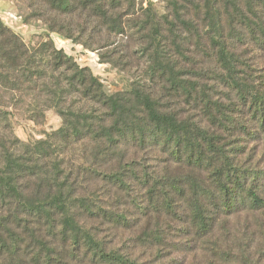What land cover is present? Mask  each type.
<instances>
[{
    "label": "trees",
    "instance_id": "trees-1",
    "mask_svg": "<svg viewBox=\"0 0 264 264\" xmlns=\"http://www.w3.org/2000/svg\"><path fill=\"white\" fill-rule=\"evenodd\" d=\"M46 1L83 11L90 35L136 40L145 67L108 93L50 39L29 46L0 17V92L29 96L32 120L47 109L40 101L62 117L25 141L0 98V264H144L101 227L161 250L175 225L205 241L233 217L264 215V169L244 138L264 134V70L247 58L264 55V0H166L163 15L137 0ZM258 228L212 241V254L263 264Z\"/></svg>",
    "mask_w": 264,
    "mask_h": 264
},
{
    "label": "rangeland",
    "instance_id": "rangeland-1",
    "mask_svg": "<svg viewBox=\"0 0 264 264\" xmlns=\"http://www.w3.org/2000/svg\"><path fill=\"white\" fill-rule=\"evenodd\" d=\"M137 1L144 7H152L159 15L166 13V0ZM85 15L83 11L82 13L75 11L71 14H64L54 9L46 0H0L1 19L29 46H35L44 39H50L57 49L63 50L80 66L89 67L103 83L108 93L127 89L131 78L138 76L145 67L144 58H140L139 53L136 52L137 41L124 38L107 42L104 32H94L93 35H90L92 30H96V23L87 21L88 18ZM53 28L54 30H52ZM82 29H86V33ZM70 33L73 37L68 36ZM114 48L118 50L114 52V62L106 61L103 54L112 52ZM121 54L129 59V65L123 62ZM248 57L257 64L258 73L261 74V71L264 70V55L254 50L247 53ZM1 97L4 100L3 103L12 111L13 131L22 140L45 137L47 133L62 125V117L58 111L55 108L47 107L44 101L39 102L40 107L45 106L44 108L47 109L44 110V115L40 120L35 121L28 116L26 110L32 101L29 96L19 97L18 95L13 98L9 93L0 92ZM255 129L251 128L252 131ZM259 135L255 138L244 136L248 145L246 158L264 169V134L260 133ZM262 221L264 222V215L260 213L255 216L246 213L240 214V216L229 220L227 227L229 232L223 233L217 230L211 238L205 241H194L191 237L186 240L185 235H182L183 232L178 230L180 225H175L177 229L172 230L171 233L169 229L165 232L168 239L165 242L166 246L161 250L142 247L134 240L135 233L129 231L119 230L117 233H111L108 227L102 226L100 234L108 240L110 245H119L130 252H136L135 254L144 264H223L221 259L212 254L211 246H214L212 241L217 240L223 243L226 240L232 244L231 241L234 242V240L229 236L241 238L250 232L256 233L257 236L262 235L261 229L258 228V223Z\"/></svg>",
    "mask_w": 264,
    "mask_h": 264
}]
</instances>
